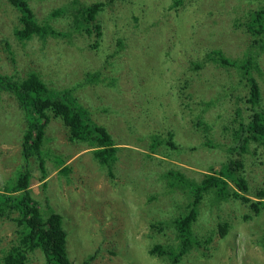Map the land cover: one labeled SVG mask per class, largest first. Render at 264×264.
<instances>
[{"label":"rangeland","instance_id":"1","mask_svg":"<svg viewBox=\"0 0 264 264\" xmlns=\"http://www.w3.org/2000/svg\"><path fill=\"white\" fill-rule=\"evenodd\" d=\"M174 1L27 0L38 21L64 34L20 41L14 34L18 12L0 0V73L22 79L36 71L51 88L73 87L92 119L120 147L110 177L91 147L70 141L61 119L51 115L44 147L70 171L63 174L46 157L47 174L42 176L37 160H27L31 194L44 213L46 201L62 216L66 253L74 263L94 255L89 264H172L150 248L177 244L173 228H159L157 221L183 212L189 197L180 186L168 190L160 171L173 165L200 180L226 161L233 130L229 115L233 102L241 104L235 96L240 83L234 68L217 66L205 55L221 49L230 58L238 57L251 37L242 32L236 15L261 0ZM99 2L94 16L87 17L85 8ZM55 9H61L59 14H52ZM255 59L260 70L253 73L264 107V47L256 50ZM195 61L204 67L195 69ZM93 72H100L101 80L85 82ZM200 99L216 101L203 113L210 126L205 135L194 124L202 136L191 122ZM14 103L13 94L0 91V188L26 163L20 144L25 124ZM152 135L160 137L153 153ZM169 136L174 145L167 143ZM160 159L167 161L161 167ZM243 163L248 185L244 195L256 199L255 193L264 188V148L251 146ZM208 201L204 199L192 225L200 248H192L176 264H264V247L258 242L264 235V211L250 229L251 221L243 218L250 203ZM10 218H0V256L15 239ZM224 222L229 225L220 235L218 224ZM28 256L26 264H43L38 251Z\"/></svg>","mask_w":264,"mask_h":264},{"label":"trees","instance_id":"2","mask_svg":"<svg viewBox=\"0 0 264 264\" xmlns=\"http://www.w3.org/2000/svg\"><path fill=\"white\" fill-rule=\"evenodd\" d=\"M7 1L18 12L19 26L14 29L15 37L18 40H30L35 37L44 40L49 36L64 34L52 24L38 21L27 0ZM180 1L175 0L174 4H179ZM100 5L102 4L99 2L87 6L85 8L86 16L92 18ZM60 11L61 9H55L52 14L57 15ZM236 16L238 17L234 18L235 21L239 23L242 32L251 37V43L246 45L240 55L235 58L226 56L221 49H212L205 55L206 59L209 58L210 62L217 66L234 68L240 83L235 87V91H237L235 96L237 101H241V104L233 102L229 115L230 126L233 130L231 131L232 143L225 150L226 161L222 163L219 170L209 171L210 173L204 175L200 180L188 177L182 169L177 167L174 169L173 165L160 171L158 176L166 181L168 190L180 186L189 197L183 212L172 218L157 221L159 228L163 225L173 228L177 244L163 247L156 243L150 248V252L157 253L164 260H167L164 257L167 256L172 264H176L192 248L197 250L200 248L202 241L193 234L192 225L200 214V205L203 204L204 199L208 201L209 195H212L208 201L210 205L226 201L229 198L245 204L250 203L248 205L250 212L244 214L243 217L244 220L251 221L250 229H254L258 217L264 211V188H260L255 193L256 199L244 195V192L248 190V185L244 177L246 170L243 163V156L251 146L253 149L264 148V107L260 85L253 73V71L258 73L257 71L260 70L255 59L256 50L264 47V0H261L253 8H249L245 14ZM233 22L232 20V24ZM193 64L197 70L204 67L201 61H195ZM189 78H191L190 75ZM100 80V72H93L85 78V82L92 84ZM185 82L189 83L190 79L186 78ZM233 86L234 84L228 86L229 95L233 94L231 89ZM0 91H8L14 95L15 109L23 115L21 119L24 121L25 128L20 144L22 156L26 161L22 169L17 170L14 178L5 182L0 188V218L11 217L10 219L16 225L15 239L7 249L3 250L0 264H26L29 262L28 255L35 251L41 254L43 264H89L94 255H87L79 263H74L68 258L62 216L54 211L46 201V212L44 213L39 202L33 198L29 188L32 167L29 166L27 160L31 157L37 160L42 176L47 174L46 157L54 162L55 166H60L59 171L63 174L66 175L70 171V167L63 161L56 159L53 161L51 154L54 155V153L44 147L48 140L45 127L51 115L61 119L67 128L70 141L84 142L91 147L93 158L110 177H113V162L117 159L116 152L120 147L114 143L110 133L92 119L91 110L79 101L73 87L51 88L46 85L36 71H30L22 79H14L12 76L0 73ZM218 98L220 96L216 100ZM215 102L214 99L205 102L200 99L197 103V111L194 114L191 113L193 131L200 136L202 135L196 125L202 127V132L205 135L210 126L202 119L203 113ZM150 140V151L156 152L160 137L152 135ZM167 143L174 145L170 136L167 138ZM207 144L213 148L221 146L217 143L207 142ZM149 157L154 158L151 155ZM159 162L161 167L162 163L167 161L160 159ZM150 197L154 199L153 196ZM14 213L16 216L12 217L11 214ZM226 225L229 224L226 222L222 225L218 224L220 235L226 233ZM208 239L210 240L211 237ZM258 242L260 246L264 247V235L259 238Z\"/></svg>","mask_w":264,"mask_h":264}]
</instances>
